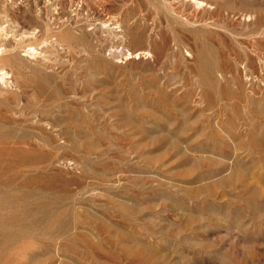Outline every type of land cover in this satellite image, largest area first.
<instances>
[{
  "label": "rangeland",
  "instance_id": "rangeland-1",
  "mask_svg": "<svg viewBox=\"0 0 264 264\" xmlns=\"http://www.w3.org/2000/svg\"><path fill=\"white\" fill-rule=\"evenodd\" d=\"M80 1L0 0V264H264V0Z\"/></svg>",
  "mask_w": 264,
  "mask_h": 264
},
{
  "label": "bare ground",
  "instance_id": "bare-ground-1",
  "mask_svg": "<svg viewBox=\"0 0 264 264\" xmlns=\"http://www.w3.org/2000/svg\"><path fill=\"white\" fill-rule=\"evenodd\" d=\"M78 1H79V0H78ZM81 1H82V0H81ZM81 1H80V2H81ZM52 2H53V0H52ZM72 2H73V1H72ZM85 2H86V1H85ZM54 3H55V2H54ZM71 5H72V4H71ZM79 5H81V4H79ZM32 6H33V5H32ZM56 6H57V5H56ZM60 6H61V5H60ZM175 7H176V6H175ZM78 8H79V7H78ZM81 8H82V7H81ZM32 9H33V8H32ZM32 9H31V10H32ZM61 9H62V8H61ZM85 9H86V7H85ZM174 9H176V8H174ZM70 10H71V9H70ZM70 10H69V11H70ZM67 11H68V10H67ZM67 11H65V12H67ZM69 11H68V12H69ZM41 12H42V11H41ZM59 12H60V11H59ZM68 12H67V13H68ZM47 13H48V12H47ZM60 13H62V12H60ZM63 13H64V12H63ZM70 13H71V12H70ZM92 13H94V12H92ZM58 14H59V13H58ZM68 14H69V13H68ZM74 14H75V13H74ZM74 14H73V15H74ZM70 15H71V14H70ZM36 16H37V15H36ZM39 16H40V15H39ZM42 16H43V15H42ZM56 16H57V14H56ZM66 16H67V15H66ZM40 17H41V16H40ZM63 17H64V16H63ZM77 17H78V16H77ZM41 19H43V18H41ZM68 19H69V18H68ZM70 19H71V18H70ZM72 19H73V18H72ZM78 19H79V18H78ZM78 19H77V20H78ZM80 19H81V18H80ZM38 20H39V18H38ZM43 20H45V19H43ZM61 21H62V20H61ZM39 22H40V20H39ZM39 22H38V23H39ZM41 22H42V21H41ZM70 22H74V21H70ZM12 23H13V22H12ZM42 23H44V21H43ZM64 23H65V22H64ZM66 23H67V21H66ZM81 23H82V22H81ZM23 24H24V23H23ZM23 24H22V25H23ZM39 24H40V23H39ZM46 24H48V23L46 22ZM48 25H49V24H48ZM70 25H72V24L70 23ZM76 25H77V24H76ZM102 25H103V24H102ZM102 25H101V26H102ZM19 26H20V25H19ZM23 26H24V25H23ZM25 26H26V25H25ZM39 26H40V25H39ZM73 26H74V25H73ZM78 26H79V25H78ZM3 27H4V26H3ZM44 27H45V26H44ZM76 27H77V26H76ZM18 28H19V27H18ZM3 29H4V28H3ZM5 29H6V28H5ZM100 29H102V28H100ZM103 29H104V28H103ZM7 30H8V29H7ZM20 30H21V29H20ZM26 30H27V29H26ZM30 30H31V29H30ZM38 30H39V29H38ZM65 30H67V28H66ZM121 30H122V29H121ZM124 31H125V29H124ZM124 31H123V33H124ZM37 32H38V31H37ZM48 32H49V31H48ZM48 32H47V34H48ZM53 32H54V31H53ZM58 32H59V31H58ZM117 32H118V31H117ZM121 32H122V31H121ZM10 33H11V32H10ZM14 33H15V32H14ZM16 33H18V32H16ZM114 33H115V32H114ZM6 34H8V33H6ZM6 34H5V35H6ZM31 34H32V33H31ZM47 34H46V35H47ZM51 34H52V33H51ZM59 34L61 35V32H60ZM65 34H66V33H65ZM75 34H76V33H75ZM115 34H116V33H115ZM119 34H120V33H119ZM121 34H122V33H121ZM10 35H11V34H10ZM24 35H25V34H24ZM26 35H27V34H26ZM55 35H56V33H55ZM99 35H100V34H99ZM12 36H13V35H12ZM19 36H20V35H19ZM34 36H35V35H34ZM39 36H40V35H39ZM49 36H50V35H49ZM49 36H48V37H49ZM123 36H124V34H123ZM7 37H8V36H7ZM31 37H32V36H31ZM31 37H30V38H31ZM36 37H37V36H36ZM36 37H35V38H36ZM56 37H57V35H56ZM117 37H118V36H117ZM46 38H47V37H46ZM101 38H103V36H102ZM17 39H18V36H17ZM50 39H51V38H50ZM120 39H121V38H120ZM21 40H23V39L21 38ZM61 40H62V39H61ZM67 40H68V39H67ZM100 40H101V39H100ZM102 40H103V39H102ZM105 40H106V39H104V41H105ZM0 41H1V40H0ZM2 41H3V40H2ZM26 41H27V40H26ZM45 41H47V39H46ZM48 41H49V38H48ZM48 41H47V42H48ZM51 41L56 42L55 40H52V39H51ZM58 41H59V40H58ZM21 42H22V41H21ZM49 43H51V42H49ZM102 43H103V42H102ZM56 44H57V43H56ZM28 45H29V44H28ZM53 45H54V44H53ZM53 45H52V46H53ZM58 45H59V44H58ZM58 45H57V46H58ZM1 46H2V45H1ZM3 46H4V45H3ZM22 46H24V44H23ZM60 46H61V45H60ZM5 47H6V46H5ZM1 48H2V47H1ZM7 48H8V47H7ZM20 48H21V47H20ZM29 48H30V47H29ZM31 48H32V47H31ZM18 49H19V48H18ZM47 49H48V48H47ZM33 50H34V48H33ZM16 51H17V50H16ZM16 51H15V52H16ZM19 51H20V49H19ZM46 51H47V50H46ZM24 52H25V51H24ZM29 52H32V51H29ZM29 52H28V53H29ZM5 53H6V52H5ZM26 53H27V52H26ZM33 54H34V53H33ZM39 54H40V53H39ZM42 54H43V53H42ZM52 54H53V53H52ZM52 54H51V57H52ZM129 54H130V53H129ZM7 55H8V54H7ZM23 55H24V54H23ZM23 55H22V56H23ZM35 55H37V54H36V51H35ZM53 55H54V54H53ZM56 55H57V54H56ZM56 55H55V56H56ZM130 55H131V54H130ZM135 55H136V54H135ZM11 57H12V56H11ZM46 57H49V56H46ZM46 57H45V60H46ZM42 58H43V56H42ZM8 59H9V58H8ZM43 59H44V58H43ZM49 59H50V58H49ZM40 60H41V59H40ZM47 64H48V63H47ZM0 67H1V66H0ZM7 74H8V73H7ZM6 77H7V76H6ZM2 79H3V78H2ZM3 80H4V79H3ZM5 80H6V79H5Z\"/></svg>",
  "mask_w": 264,
  "mask_h": 264
}]
</instances>
